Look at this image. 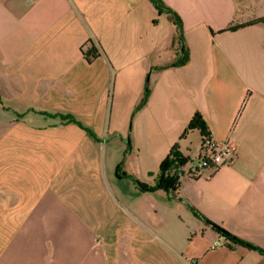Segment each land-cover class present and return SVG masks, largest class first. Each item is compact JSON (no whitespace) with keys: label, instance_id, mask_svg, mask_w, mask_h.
<instances>
[{"label":"crops","instance_id":"0c3cea01","mask_svg":"<svg viewBox=\"0 0 264 264\" xmlns=\"http://www.w3.org/2000/svg\"><path fill=\"white\" fill-rule=\"evenodd\" d=\"M164 1L178 66L152 0H0V264H264L192 209L264 249V23L225 30L248 22L237 0ZM196 112L235 156L190 176ZM175 143L180 187L142 190L131 175L156 184Z\"/></svg>","mask_w":264,"mask_h":264},{"label":"trees","instance_id":"16d2710c","mask_svg":"<svg viewBox=\"0 0 264 264\" xmlns=\"http://www.w3.org/2000/svg\"><path fill=\"white\" fill-rule=\"evenodd\" d=\"M152 1L161 13H168L170 15V17L172 18V20L174 21V23L176 24L177 29H178V38L181 42V48H180L181 49V55H180V57H178L176 59V61H174V63L172 65L178 66V65L185 64L190 59V55H189L188 46L185 43V31H184V25H183V20H182L181 15L174 8L169 6L164 0H152ZM258 22H264V20L262 18H259L257 20H251V21H248L246 23L232 24V25L228 26L225 30H235V29H238L239 27H242L244 25L258 23ZM97 51H98L97 48H95L94 46L90 47L88 50H86L87 58L88 59L94 58L97 55ZM148 97H149V88L146 89L145 95H144L142 101L137 106V109H139L140 107H142L145 104ZM194 128L200 129V131L202 133V140H204V137H206L207 135L210 134L209 130L207 129L206 122L203 119V116L199 112H196L194 114L192 120L190 121L187 128L185 129L182 137H184L185 134L189 130L194 129ZM187 161H188V159L185 158L180 151L179 143H175L173 145V147L171 148L170 152L168 153L167 157L164 159V161L162 162V164L160 166L159 178H158V181L156 184L149 185V184H146V183L142 182L141 180L133 177L132 175H131V177L135 180V182L138 184V186L142 190H150L151 191V190H155L157 188H163V189L169 191L170 193H173V191H175L177 188L180 187V176L178 174L177 168L181 167V164H185ZM117 174H118V176L129 175L122 169V163H120L117 167ZM192 209L194 210V212L197 215H199L201 218L205 219L206 222L212 224L220 232H222L224 235H226L227 238H229L230 240H232L234 242H240V243L247 244L253 248L260 249L261 251L264 252V249L245 242L244 240H242V239L238 238L237 236L231 234L230 232H228L227 230H225L224 228H222L218 224L213 223L212 221L207 219L202 213H200V211H198L194 206H192Z\"/></svg>","mask_w":264,"mask_h":264},{"label":"built area","instance_id":"2783aa9c","mask_svg":"<svg viewBox=\"0 0 264 264\" xmlns=\"http://www.w3.org/2000/svg\"><path fill=\"white\" fill-rule=\"evenodd\" d=\"M202 150L203 152L186 172L188 175L198 176L207 169L215 170L230 163L235 156V148L231 140L220 141L210 134L202 140ZM177 171L180 177L185 174L183 167H178ZM216 244H220V242H216Z\"/></svg>","mask_w":264,"mask_h":264},{"label":"rangeland","instance_id":"374dc122","mask_svg":"<svg viewBox=\"0 0 264 264\" xmlns=\"http://www.w3.org/2000/svg\"><path fill=\"white\" fill-rule=\"evenodd\" d=\"M237 2L240 16H246L248 21L259 18L264 20V0H237Z\"/></svg>","mask_w":264,"mask_h":264},{"label":"flooded vegetation","instance_id":"af4514ba","mask_svg":"<svg viewBox=\"0 0 264 264\" xmlns=\"http://www.w3.org/2000/svg\"><path fill=\"white\" fill-rule=\"evenodd\" d=\"M181 167H183V168H184V164H181Z\"/></svg>","mask_w":264,"mask_h":264}]
</instances>
